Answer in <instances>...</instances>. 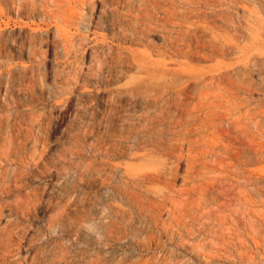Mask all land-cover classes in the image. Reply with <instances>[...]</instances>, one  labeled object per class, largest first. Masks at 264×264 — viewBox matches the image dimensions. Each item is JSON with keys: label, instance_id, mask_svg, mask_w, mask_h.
I'll use <instances>...</instances> for the list:
<instances>
[{"label": "rangeland", "instance_id": "374dc122", "mask_svg": "<svg viewBox=\"0 0 264 264\" xmlns=\"http://www.w3.org/2000/svg\"><path fill=\"white\" fill-rule=\"evenodd\" d=\"M38 2L0 0V264H35L39 254L41 264H264V0H160L162 36L199 53L176 63L203 73L232 66L234 78L201 99L216 125L166 161L173 178L152 227L103 184L108 132L143 125L146 109L125 97L110 105L104 86L60 93L56 30L37 11L28 16ZM33 34L43 37L39 53ZM108 199L127 219L117 220L116 241L105 237ZM58 203L75 206L55 218Z\"/></svg>", "mask_w": 264, "mask_h": 264}, {"label": "bare ground", "instance_id": "6f19581e", "mask_svg": "<svg viewBox=\"0 0 264 264\" xmlns=\"http://www.w3.org/2000/svg\"><path fill=\"white\" fill-rule=\"evenodd\" d=\"M35 4L31 5L28 16L37 11L45 26L55 28V36L59 39L62 55L59 75L63 79L58 84L60 93L71 90L85 92L91 87L104 86L112 94L110 105L120 103L125 97L141 103L146 109L143 116L137 117L142 118L143 125L139 122L132 127L125 126L118 138L108 132L104 155L109 160L105 163L103 184L110 195L116 194L126 206L136 210L147 219L151 227L154 226L160 207L166 200L167 194L164 192L170 190L168 184L172 169L166 161L174 158L176 152L184 146L189 150L194 148L196 141L191 138L198 136L200 129L216 125L214 114L200 106V103L203 104L201 99L208 97V91L219 90L222 86L231 89L234 78L232 66L224 72L203 73L185 71L183 66L176 63V58L187 59L192 53H199L192 52L190 45L180 46L176 40L162 36L159 20L165 21V18H159L162 11L160 0H39ZM162 13L165 14V11ZM104 30L107 32L103 33ZM187 34L192 35L195 44L201 37L196 29L188 30ZM151 37L161 40L164 47H157ZM30 38L32 44L37 43L35 52L39 53L43 43L42 34H33ZM227 47L233 48L232 44ZM155 54L163 57L162 60L155 61L152 57ZM170 64L177 68L168 69ZM195 99L199 103H192ZM212 106L215 107L214 104ZM131 142L134 143L132 147L128 146ZM112 151L117 152L122 159L118 158L120 161L114 162ZM125 156L129 161H125ZM151 162V170H140V165ZM162 183L165 190L162 187L156 188ZM54 206L57 209L55 218H59L67 207L75 204L58 203ZM102 214L106 218L105 237L109 241L119 240L121 231L116 225L117 220H127L120 205L108 199ZM40 257V254L35 255L32 261L41 264Z\"/></svg>", "mask_w": 264, "mask_h": 264}]
</instances>
